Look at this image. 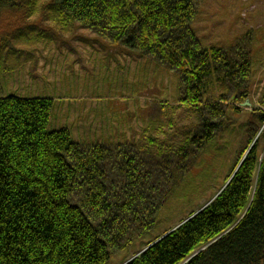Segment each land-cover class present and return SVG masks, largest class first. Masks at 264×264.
<instances>
[{"label": "trees", "instance_id": "obj_1", "mask_svg": "<svg viewBox=\"0 0 264 264\" xmlns=\"http://www.w3.org/2000/svg\"><path fill=\"white\" fill-rule=\"evenodd\" d=\"M203 1L0 0V22L10 24L0 54L87 31L96 38L82 41L99 53L120 49L174 71L183 103L162 105L135 142H79L69 127H51L56 98L4 93L0 82V264H106L135 233L152 235L250 99L252 47L202 44L194 25ZM248 125L249 144L261 136L215 199L123 264H264V109Z\"/></svg>", "mask_w": 264, "mask_h": 264}, {"label": "rangeland", "instance_id": "obj_2", "mask_svg": "<svg viewBox=\"0 0 264 264\" xmlns=\"http://www.w3.org/2000/svg\"><path fill=\"white\" fill-rule=\"evenodd\" d=\"M198 11L194 26L206 47H252L255 68L247 100L250 105H245L247 101L242 103L241 119L235 118L237 121H232L226 131L217 135L213 145L204 150L202 160L160 210L159 224L151 231L152 235L144 239L135 233L131 240L133 247L117 251L106 264L125 263L146 249L147 242L176 228L190 214L214 200L231 177L244 150L251 148L261 136V132L258 133L249 144L250 115L264 109V0H204ZM9 26L5 20L0 22V27L6 28L0 37L7 34ZM84 38L93 41L96 36L82 31L64 37L63 45L41 41L37 47L18 44L6 47L0 54L2 91L56 98L51 127H69L73 138L79 142L120 143L125 139L135 142L146 128L145 123L159 115L162 105L177 107L183 104L179 79L174 71L139 55L133 58L128 51L120 49L104 55L97 52L98 44L93 47L90 41H82ZM21 50L36 51L35 59L26 62ZM165 130L176 135L175 127Z\"/></svg>", "mask_w": 264, "mask_h": 264}, {"label": "water", "instance_id": "obj_3", "mask_svg": "<svg viewBox=\"0 0 264 264\" xmlns=\"http://www.w3.org/2000/svg\"><path fill=\"white\" fill-rule=\"evenodd\" d=\"M245 105H246V106H247V105H250V102L247 101V102L245 103Z\"/></svg>", "mask_w": 264, "mask_h": 264}, {"label": "snow or ice", "instance_id": "obj_4", "mask_svg": "<svg viewBox=\"0 0 264 264\" xmlns=\"http://www.w3.org/2000/svg\"><path fill=\"white\" fill-rule=\"evenodd\" d=\"M33 259H35V258H33Z\"/></svg>", "mask_w": 264, "mask_h": 264}]
</instances>
